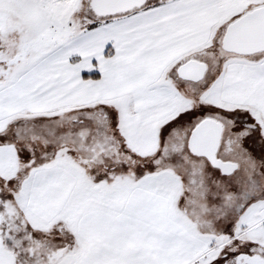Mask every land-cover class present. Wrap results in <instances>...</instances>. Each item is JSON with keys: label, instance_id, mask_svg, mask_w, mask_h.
Instances as JSON below:
<instances>
[{"label": "snow or ice", "instance_id": "snow-or-ice-1", "mask_svg": "<svg viewBox=\"0 0 264 264\" xmlns=\"http://www.w3.org/2000/svg\"><path fill=\"white\" fill-rule=\"evenodd\" d=\"M0 264H264V0H0Z\"/></svg>", "mask_w": 264, "mask_h": 264}]
</instances>
